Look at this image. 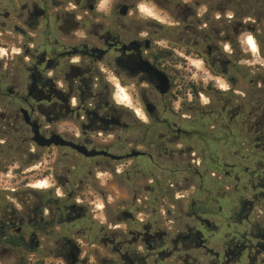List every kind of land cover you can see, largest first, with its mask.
Returning <instances> with one entry per match:
<instances>
[{
    "label": "flooded vegetation",
    "instance_id": "1",
    "mask_svg": "<svg viewBox=\"0 0 264 264\" xmlns=\"http://www.w3.org/2000/svg\"><path fill=\"white\" fill-rule=\"evenodd\" d=\"M133 1L112 0L104 7L105 0H24L20 5L0 0V50H20L9 63L0 58V174L11 168L2 157L12 151L26 150L33 162L42 160L30 145L50 160L58 157L60 168L47 177L66 193L56 197L51 190H31L24 203L28 210L14 230L19 244L11 238L15 220L8 218L0 223V246H25L33 257L39 255L34 263L48 253L61 264H264V224L251 220L254 198L264 199V191L247 198L248 187L258 188L246 174L249 186L237 189V202L225 216L222 203L230 198L217 176L223 166L208 174L202 161L205 171L197 170L195 135L175 121L179 92L191 96L195 89L181 63L196 52L197 33L180 28L196 14L187 11L181 20L176 13L177 23L166 27L156 18H143ZM219 38L211 32L201 41L208 45ZM222 56V48L209 46L204 64L233 68ZM22 75L28 81L24 87ZM182 76H188L187 84ZM118 96L139 100L143 120L135 119L132 111H137L124 108ZM23 110L43 137L59 135L66 143L39 147ZM241 115L244 127H254L249 120L254 115ZM132 153L138 155L126 158ZM139 159L144 168L134 164ZM150 164L159 172L151 179ZM125 186L133 195L129 201L108 193ZM167 196L177 204L169 231L163 218ZM101 201L104 209H114L109 228L94 210ZM184 206L189 210L181 216ZM238 208L241 216L235 221ZM25 227L28 244L21 242Z\"/></svg>",
    "mask_w": 264,
    "mask_h": 264
},
{
    "label": "rangeland",
    "instance_id": "2",
    "mask_svg": "<svg viewBox=\"0 0 264 264\" xmlns=\"http://www.w3.org/2000/svg\"><path fill=\"white\" fill-rule=\"evenodd\" d=\"M120 1V0H119ZM115 0V3L119 2ZM24 0H18V5L22 4ZM112 0H105L104 7L108 5ZM134 5L140 9V15L143 18H156L160 20L159 24L166 27L171 24H176V19H173L176 13H181V20L184 18V14L187 11L192 10L195 12V16L190 18L187 22L181 21L182 31L185 29L194 30L197 33L198 47L196 52H199L204 57L208 52V47L213 49L216 46L222 48L224 60L231 61V65L224 63H218L213 67L212 72L210 68L199 59L197 55L189 56L188 59H183L186 64L181 63L189 76H191V82L197 86V89L191 91V96H188V102L183 103L184 99H180L176 104V110H180L179 118L175 119L180 127L195 132H207L210 137L207 138L208 146L198 140L197 136L193 140L192 144L195 147V158L197 170L204 172L205 168L202 167V163L205 162V157L208 159L214 158L217 161V165L223 166V171L217 174L222 180H224V190H226L230 200L222 203L225 216L231 215L232 206L237 202V189L241 191L244 186H249V179L246 177V173L241 169L232 170L227 168L231 166H237L241 168L253 167L254 164L250 163L246 159L253 152L254 148L248 147L249 139H247L248 127L243 126L245 120L242 115L238 116V113H244L248 115L251 110L250 107L243 108V104L246 101H251L253 105L257 104L262 98L264 99V91L262 90V78L261 73L264 70V58L261 54V46L254 35L260 33L264 29V0H134ZM219 36V42L214 41L205 45L201 39L203 35L210 34ZM253 38L256 43V49L252 50L248 44V40ZM232 41V43L230 42ZM13 53L20 52L19 48L12 50ZM13 53L7 47H2L0 50V58H4V63H9L13 58ZM183 54V53H182ZM238 68H240L238 70ZM225 70L229 71L227 77H224ZM183 80V76L180 78ZM186 80V81H184ZM181 81L182 84L189 82L188 76ZM22 87L27 84L26 75L21 76ZM211 87V89H209ZM201 90V91H200ZM232 92L231 95H225L227 92ZM117 101L125 106L133 107L137 113L133 112L135 119H141L143 116L142 104L139 100L129 101L128 98L116 97ZM190 100H193L190 102ZM223 111V107H226ZM258 111H254V116L258 115ZM230 114L232 117L230 118ZM251 117L249 120L253 124L256 118ZM183 117H186L183 119ZM230 129V133L237 135L239 138L237 142L241 143V146H233L232 140L220 141L214 143L212 141L211 134L214 136L222 137L223 133ZM132 136H137L133 134ZM247 136V137H246ZM250 138V137H249ZM29 150L35 151V154L42 155V160L33 162L32 158L26 154V150L23 152L15 153L12 151L10 156L4 155L2 160L10 163L11 168L4 174H0V223L10 218L15 220V227L11 232V238L15 239L16 233L14 230L20 227L17 222L19 219L25 217V213L28 210L27 205L24 203L30 200L33 195L31 190L38 192H46L51 190V194L58 197L66 196L63 190L59 189L57 183H54L47 177L48 173L52 172V168H60L58 164V157L53 155L51 160L46 158L42 151L29 145ZM204 148L207 151L204 152ZM28 150V149H27ZM15 153V154H14ZM260 156V155H259ZM203 161V162H202ZM143 159H139L134 164H142ZM206 166V165H205ZM149 179L151 175H158L157 167L150 164L149 166ZM144 168V167H143ZM217 168L209 170L208 174L213 173ZM231 172V177L227 178L225 172ZM60 174V173H59ZM238 176V177H237ZM106 178V177H104ZM241 178V181H238ZM40 183V184H39ZM39 184L37 187L35 185ZM197 188L199 187V179H196ZM47 187V188H46ZM205 188L210 187V183L205 184ZM227 188V189H226ZM119 188L108 192L113 197L115 196L119 200H131L132 193L128 187ZM247 198H253L254 194H261L263 189H251L247 188ZM55 192V193H54ZM177 196H187L188 193L179 192ZM250 196V197H249ZM236 197V198H235ZM256 200V206L251 214V220L259 221L264 224V199L262 197L254 198ZM165 206L163 208L164 229L169 231L171 228L173 217L176 216L173 213L177 211V204L167 196L165 197ZM100 209L94 208L99 212L100 221L105 224L107 228L110 226V218L113 215V210L107 207L103 208V202L99 203ZM182 206V203H181ZM129 210V209H126ZM189 207L184 206L181 211V216H185ZM218 211V208L216 209ZM131 211V209L129 210ZM240 208L236 209L234 220L236 221L238 216H241ZM150 213V211H148ZM177 214V213H176ZM245 215V214H243ZM141 217V216H139ZM121 228L125 230V225L121 224ZM243 231V229H241ZM28 228L23 229L22 243L28 244ZM19 244L18 239L14 241ZM43 244L44 240L41 241ZM13 245V244H12ZM5 249V250H4ZM88 246H84L83 250L86 251ZM46 259V264H61L62 260L56 258L53 254L48 253L41 254ZM108 250L102 251L104 258L108 257ZM40 258L39 255L35 256ZM35 257L29 251V248L25 246L13 247L11 245L0 246V264H34ZM33 261H30V260ZM101 264H109L104 262Z\"/></svg>",
    "mask_w": 264,
    "mask_h": 264
},
{
    "label": "trees",
    "instance_id": "3",
    "mask_svg": "<svg viewBox=\"0 0 264 264\" xmlns=\"http://www.w3.org/2000/svg\"><path fill=\"white\" fill-rule=\"evenodd\" d=\"M261 46V54L264 58V29L261 30L260 33H256L254 34ZM188 55L190 56H194L197 55L199 56L204 63L206 62L205 57L200 54L199 52H189ZM240 68H238L239 70ZM210 72H212L211 69H209ZM261 78H262V90L264 91V70H262L261 73ZM195 88L197 89V86L194 85ZM209 89H211V87H209ZM201 91V90H200ZM232 92H227L225 93V95H231ZM264 95V93H263ZM179 99H184L185 102H188V95L183 93V92H179L178 94ZM250 107L251 110L254 109V107L256 108L255 110H253L252 112H250V114H254L255 112H259L258 115L254 118H256V121L254 122V127L249 128L246 132H247V139H249V144L247 145L248 147H252L254 148L255 152H253L250 156H248V158L246 159L247 161H249L250 163H253L254 166L253 167H246V168H241V167H237V166H231L228 167L229 169L232 170H236V169H241L243 170L244 173L248 174V176L252 177L254 179V187L255 188H259V189H263L264 190V99L262 98L257 104L253 105L251 103V101H246L243 104V108H247ZM226 107H223V111H225ZM241 113H238V116H240ZM230 118L232 117V114L229 115ZM195 136H197L198 140H200L202 143H204V145L207 147L208 146V142L206 141L207 138L210 137V134L207 132L201 133V132H195L193 133ZM212 137V141L214 143H218L220 141H227V140H232L233 142L231 143L233 146H241L240 142H237L238 140V136L235 134L230 133V129H227L222 137H217L214 136V134H211ZM207 151V148H204V152ZM260 155V156H259ZM206 165V170H211L212 168H217V161L214 158L208 159V157L204 158ZM36 161H40L36 160ZM35 161V162H36ZM5 171H7V169H5ZM0 198H2V194L0 193ZM34 264H46L45 260H39L37 262H35Z\"/></svg>",
    "mask_w": 264,
    "mask_h": 264
},
{
    "label": "water",
    "instance_id": "4",
    "mask_svg": "<svg viewBox=\"0 0 264 264\" xmlns=\"http://www.w3.org/2000/svg\"><path fill=\"white\" fill-rule=\"evenodd\" d=\"M24 114H25V121L26 124L29 125L33 132H34V138L33 141L42 148H46V147H50L51 145L55 144L56 146H61L64 145L66 142H64L61 137L59 135H54L53 137H51L50 139H47L45 137H43L40 134L39 131V126L37 123L32 122L31 118L28 116V113L23 110ZM138 154L132 153L130 155H127L126 158H132L134 156H137ZM116 159L120 160V157H115Z\"/></svg>",
    "mask_w": 264,
    "mask_h": 264
},
{
    "label": "bare ground",
    "instance_id": "5",
    "mask_svg": "<svg viewBox=\"0 0 264 264\" xmlns=\"http://www.w3.org/2000/svg\"><path fill=\"white\" fill-rule=\"evenodd\" d=\"M248 44H249V46H250V48H251L252 50H255V49H256V43H255V41H254L253 38H250V39L248 40Z\"/></svg>",
    "mask_w": 264,
    "mask_h": 264
}]
</instances>
